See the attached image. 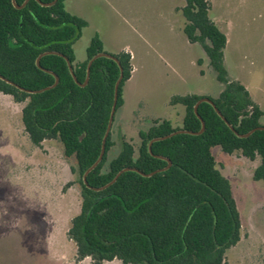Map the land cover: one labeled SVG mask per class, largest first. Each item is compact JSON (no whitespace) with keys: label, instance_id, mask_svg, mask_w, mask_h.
Masks as SVG:
<instances>
[{"label":"trees","instance_id":"obj_1","mask_svg":"<svg viewBox=\"0 0 264 264\" xmlns=\"http://www.w3.org/2000/svg\"><path fill=\"white\" fill-rule=\"evenodd\" d=\"M23 1L15 0L18 5ZM183 1L179 9L185 20L182 32L189 43L201 46L223 87L217 98L208 99L237 133L261 126L259 107L239 82L227 77L223 62L226 36L209 18V3ZM86 26V21L66 11L65 0H57L51 7L29 0L22 9H15L11 0H0V75L24 90L51 86L53 76L38 69L35 60L43 52L54 51L69 60L76 80L83 83L87 61L104 52L95 35L86 60L75 63L73 44ZM113 56L123 73L117 111L132 66L129 53ZM63 57L45 55L39 61L42 69L58 77L54 88L29 94L0 80V93L23 104L21 123L32 145L58 140L64 156L75 162L70 171L79 178L81 204L79 213L71 219L67 237L75 244L77 261L90 258L92 264L113 260L121 264H225L226 251L240 240L241 221L230 183L217 169L211 150L219 147L228 155L239 153L250 161L258 158L252 179L264 183V131L238 138L210 104L201 103L197 113L205 125L202 134H177L153 142L149 154L147 146L153 138L179 129H200L193 107L202 96H174L169 104L184 107L182 127L173 128L167 120L154 121L146 132H139L136 152L123 141L119 154L104 170L112 147L109 133L103 158L87 175L85 186L82 176L100 153L119 68L113 60L98 58L90 66L87 84L80 87ZM158 156L171 162L169 169L150 177L126 171L104 190L91 189L106 185L123 168H135L144 174L163 169L167 162Z\"/></svg>","mask_w":264,"mask_h":264},{"label":"rangeland","instance_id":"obj_2","mask_svg":"<svg viewBox=\"0 0 264 264\" xmlns=\"http://www.w3.org/2000/svg\"><path fill=\"white\" fill-rule=\"evenodd\" d=\"M207 2L209 18L226 36L227 77L247 90L262 112L259 124L264 126V0ZM183 6V0L67 4L69 12L87 23L73 44L75 63L86 60L95 35L105 53L124 51L131 56L126 106L116 111L104 170L123 141L136 152L139 132H146L154 121L182 127L184 107L171 106L172 97L215 99L223 88L201 46L189 43L182 32ZM22 106L0 93V264H92L90 258L77 261L75 244L67 237L81 204L79 178L70 171L75 162L64 156L58 140L30 143L21 123ZM216 161L234 187L241 218L240 240L226 251L225 264H264V183L250 179L255 163L244 160L238 165L235 158L220 157Z\"/></svg>","mask_w":264,"mask_h":264},{"label":"water","instance_id":"obj_3","mask_svg":"<svg viewBox=\"0 0 264 264\" xmlns=\"http://www.w3.org/2000/svg\"><path fill=\"white\" fill-rule=\"evenodd\" d=\"M28 1H29V0H24L23 3L20 4V5H18V4L15 2V0H11V3H12V5H13V7H14L15 9H22L23 7H25V5L27 4ZM36 1H37V3H38L40 6H42V7H51V6H53V5L57 2V0H52V1L49 2V3H42V2H40L39 0H36ZM45 55H58V56H61V57H63V56H62L61 54L57 53V52H54V51H47V52H43V53H41V54L36 58V60H35V65H36V67H37L38 69L43 70V71H45V72H47L48 74H50V75L53 76V78H54V82H53V84H52L51 86L45 87V88L40 89V90L30 91V90H24V89H22V88H19L17 85H15L14 83H12V82L9 81L8 79L2 77L1 75H0V80L4 81V82H6V83H8V84H10V85H13V86L19 88L20 90L25 91L26 93H29V94L42 93V92H44V91H46V90H49V89H51V88H54V87L58 84V81H59V80H58V77H57L54 73H52V72H50V71H48V70H44V69H42V67L40 66V63H39L40 58L43 57V56H45ZM63 58H64V60H65L66 63H67V66H68V69H69V73H70L72 79H73L74 82H75L78 86H80V87H84V86L87 84V82H88V78H89L90 66H91V64H92L96 59H98V58H107V59L113 60V61L117 64V66H118V68H119V76H118V78H117V80H116V82H115V84H114L112 105H111V109H110V113H109V118H108V122H107L106 130H105V133H104L103 138H102L101 148H100V153H99L98 158L96 159V161H95V162H94V163H93V164H92V165H91V166H90V167L84 172V174H83V176H82V181H83L84 185H85V186H88V185H87V181H86V177H87V175H88V174H89L94 168H96V166L101 162V160H102V158H103V155H104V151H105V142H106V139H107V137H108V135H109V133H110V131H111L112 123H113V120H114V115H115V111H116V104H117V98H118V87H119V84H120V82H121V80H122V78H123V73H122V68L120 67L119 61H118V59H117L116 57H114L113 55H110V54H108V53H105V52H100V53H97V54L93 55V56L87 61L85 81H84L83 83H79V82L76 80V78H75V75H74V73H73V70H72V67H71V64H70L69 60H68L66 57H63ZM201 103H208V104H210V105L213 107L215 113H216V114H217V115H218V116H219V117L225 122V124L227 125V127H228V128H229V129H230V130H231V131H232V132L238 137V138H247V137H249V136H250L253 132H255V131H264V126H258V127H256V128L251 129L250 131H248V132L245 133V134H239V133H237V132L233 129V127H232V126H231V125L225 120V118L222 116V114H221V113L219 112V110L216 108L215 104H214L210 99H208L207 97H202V98H200V99L195 103V105H194V107H193L194 114L196 115V117L198 118V120L200 121V124H201L200 129H199L197 132H190V131H186V130L179 129V130H175L174 132H172V133H170V134H168V135H165V136H162V137L153 138V139H151V140L149 141V143H148V146H147L148 153H149V154H152V152H151V144H152L153 142L161 141V140H165V139L170 138V137H172V136H174V135H177V134H184V133H187V134H193V135H200V134H202L203 131H204V129H205V125H204V122L202 121V119L199 117V115H198V113H197V108H198L199 104H201ZM158 158H160V159H164V160L167 162V166L164 167L163 169H159V170H156V171H154V172H151V173H148V174H144V173L140 172L139 170H137V169H135V168H123V169H121L120 171H118V172L115 174V176L112 178V180H111L110 182H108L106 185H104V186H102V187H99V188H91V189L94 190V191H101V190H104V189L107 188L108 186L112 185V184L118 179V177H119L122 173H124V172H126V171H135V172L141 174V175L144 176V177H150V176H152L153 174H155V173H157V172H161V171H164V170H167V169L170 168V166H171V162H170L168 159H165V158L160 157V156H158Z\"/></svg>","mask_w":264,"mask_h":264},{"label":"crops","instance_id":"obj_4","mask_svg":"<svg viewBox=\"0 0 264 264\" xmlns=\"http://www.w3.org/2000/svg\"><path fill=\"white\" fill-rule=\"evenodd\" d=\"M68 2H69V0H65V9H66V11L68 12V13H70V14H72L71 12H69L68 11V7H67V4H68ZM73 15V14H72ZM124 52V51H123ZM131 77H132V72H131V75H130V78L124 83V85L125 86H123L124 88H122V100H123V103H122V105L117 109V110H120V111H122V109H124L125 108V106H126V91H125V87H126V85H127V83H129L130 81H131ZM194 95H196V94H194ZM198 96H201V95H198ZM203 97V96H202ZM117 112H115V114H116ZM114 117H115V115H114ZM113 123H114V120H113ZM113 123H112V127H111V133H113ZM118 135H119V133H118ZM44 142V141H43ZM43 142L40 144V145H42L43 144ZM34 146V145H33ZM216 149V153H214V150ZM211 152H212V155H213V157H214V159H215V161H216V157H220V158H223V159H226V158H235V160H236V164H238V165H240V164H242V161H247L248 159H246V158H244L243 156H241L239 153H234V154H232V155H228V154H225V153H223L221 150H220V148L219 147H214V148H212V150H211ZM258 158H256L254 161H250V160H248V161H250V162H254L255 164H254V166L252 167V171H251V173H250V179H252V173H253V170L257 167V165L259 164L258 163ZM216 164H217V161H216ZM221 172V171H220ZM222 174V173H221ZM223 175V174H222ZM228 181H229V178H227V177H225ZM252 181H254L253 179H252ZM229 183H230V181H229ZM230 187H231V185H230ZM235 188H237V185H236V187ZM233 191H234V187H231V192H232V196H233V199H234V201H235V203H236V207L238 208V205H237V200H236V198L234 197V193H233ZM238 210V209H237ZM239 213V212H238ZM239 216H240V213H239ZM240 221H241V218H240Z\"/></svg>","mask_w":264,"mask_h":264}]
</instances>
